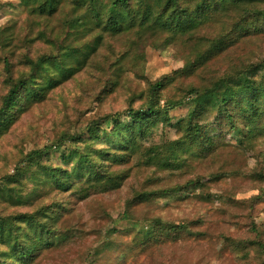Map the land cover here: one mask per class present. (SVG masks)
Returning a JSON list of instances; mask_svg holds the SVG:
<instances>
[{
  "label": "rangeland",
  "instance_id": "374dc122",
  "mask_svg": "<svg viewBox=\"0 0 264 264\" xmlns=\"http://www.w3.org/2000/svg\"><path fill=\"white\" fill-rule=\"evenodd\" d=\"M65 12L69 7L42 23L55 30ZM36 20L21 0H0V53L9 55L16 73L23 68L19 60L25 43L31 56L52 47L38 35ZM208 30L207 24L204 33ZM75 32L78 35H67L66 40L86 48L95 31ZM142 37L135 40L132 30L120 36L103 33L93 53L78 63L69 59L74 64L71 74L56 77L39 98L22 102L0 129V219L9 217L14 225L8 232L9 227L0 224V264H264L257 246L243 241L253 234V224L264 240L263 132L247 143L240 132L212 123L209 135L215 146L207 154L184 141L176 125L189 107L183 101L184 85L189 80L201 85L260 58L264 32L240 38L228 53L208 58L159 91L160 113L138 152L129 154L118 144L119 156L113 159V154L103 166L105 174L116 177L115 184L100 179L89 186L69 175L85 151L113 150L95 136L96 129L106 127L102 119L144 105L149 81L204 48V43L181 36L166 40L162 32ZM3 73L0 64V96ZM165 98L181 103L166 107ZM143 147H149L150 156ZM49 167L64 169L59 175L67 177L68 185L56 187ZM169 186L177 189L126 202L138 192ZM23 213L34 214L33 219L26 222L18 216ZM128 221H135V227ZM40 224L47 225L48 234L41 232ZM147 237L146 244L139 242ZM14 239L32 248L23 262L13 254Z\"/></svg>",
  "mask_w": 264,
  "mask_h": 264
},
{
  "label": "trees",
  "instance_id": "16d2710c",
  "mask_svg": "<svg viewBox=\"0 0 264 264\" xmlns=\"http://www.w3.org/2000/svg\"><path fill=\"white\" fill-rule=\"evenodd\" d=\"M21 1L35 15L38 35H43L52 47L48 51L31 56L25 43L22 59L19 60L23 68L17 73L9 55L0 53V64L4 72L2 83L5 86L0 96V129L5 128L19 112L22 102L39 98L45 87L57 81L56 77L65 78L71 74L74 64L68 63L69 59L78 63L80 59L93 53L103 33L120 36L132 30L135 40H138L143 38L144 33L151 35L162 32L166 40L181 36L189 41L196 40L204 43L202 46L204 48L197 51L191 60H184L182 66L163 73L147 83L149 100L144 105L136 108L128 106L123 116H121L123 113L116 112L101 120L100 123L104 121L107 123L106 127L96 129L99 134L95 136L100 138L106 148L112 147L113 150L108 151L102 148L85 151L82 153L81 160L79 162L76 160L69 168V175L87 185L96 184L100 179L109 184L117 182L116 177L105 174L103 166L113 154V159L119 156L115 151L120 150L117 148L118 144L127 147L129 154L138 152L140 140L151 134L156 115L160 113L156 105L157 95L161 89L167 88L173 82L176 84L175 81L178 78L187 76L191 70L196 69L194 67L201 66L208 58L221 52L228 53V47L234 45L240 38L264 32V0ZM66 7H69V12L58 17L60 25L57 29L53 30V27H47L42 23L45 17L58 14L60 9ZM207 24L210 30H208L209 33H204V26ZM77 28H80L82 32L84 30L80 35L95 31L91 37L92 42L85 44L86 48L66 40L67 35L70 37L73 34L78 35L75 32ZM183 89V101L186 100L189 107L185 117L176 125L182 130V137L186 138L184 141H188L191 146H197L200 150L202 149V152L207 151V154L211 152L215 146L214 139L209 135L212 123L224 124L232 132H240L241 140H246L247 143L259 131H262L264 135V55L236 66L231 73L211 76L201 85L189 80ZM164 100L166 107L181 103L168 98ZM141 150L145 151V155L150 156L149 147H143ZM49 168L53 171L50 176L56 187L64 188L68 185L67 177L59 175V171L64 169ZM57 168L60 169L56 171ZM194 181L189 180L188 184ZM184 186L181 185L178 188ZM175 189L177 187L169 186L138 192L126 202L147 200L152 194L158 192L170 194ZM33 215L23 213L18 216H22L26 222H29L33 219ZM121 218L124 217L121 216ZM8 219L9 217L1 218L0 220L4 222L0 224L8 226L7 230L11 232L14 225L7 221ZM128 222L131 224L128 226L135 227L132 223L135 221ZM250 227L253 234L243 241L247 245H256V253L264 256V240L260 237L261 231L254 224ZM2 228L3 226L0 225V234H2ZM41 232L49 233L47 225H41ZM147 240L148 237L139 242L146 244ZM238 243H235V248ZM12 248L13 254L18 256V262H23L24 258L29 257L32 250L31 247L18 244L15 239Z\"/></svg>",
  "mask_w": 264,
  "mask_h": 264
}]
</instances>
